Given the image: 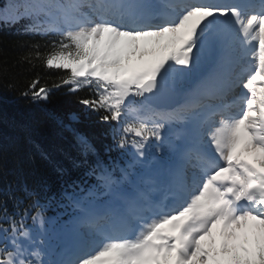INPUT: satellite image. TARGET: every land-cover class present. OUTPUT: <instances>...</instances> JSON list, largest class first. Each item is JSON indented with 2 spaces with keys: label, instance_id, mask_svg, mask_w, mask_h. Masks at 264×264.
<instances>
[{
  "label": "snow or ice",
  "instance_id": "obj_1",
  "mask_svg": "<svg viewBox=\"0 0 264 264\" xmlns=\"http://www.w3.org/2000/svg\"><path fill=\"white\" fill-rule=\"evenodd\" d=\"M0 20L58 37L31 47L64 75L21 95L90 90L79 103L127 157L104 163L77 133L68 220L50 229L47 203L13 197L0 264H264V0H9Z\"/></svg>",
  "mask_w": 264,
  "mask_h": 264
},
{
  "label": "trees",
  "instance_id": "obj_2",
  "mask_svg": "<svg viewBox=\"0 0 264 264\" xmlns=\"http://www.w3.org/2000/svg\"><path fill=\"white\" fill-rule=\"evenodd\" d=\"M8 2L0 0V8ZM27 23V20L19 23L0 20V208L6 206L11 213L15 204L13 197L23 198L25 205L31 199H38L48 204L47 216L68 217L60 194L73 181L84 179L86 170L83 166L74 167V161L84 159L76 134L88 138L104 163L123 164L127 157L115 146V125L101 122L102 113L79 103L81 98L91 95L90 90L71 93L61 87L54 89L47 101L38 102L21 95L37 76L41 84L51 86L64 75L35 60L31 47L39 43L41 53H46L50 50V40L58 37L28 33ZM96 159L89 155L88 164ZM26 193L33 195L29 197Z\"/></svg>",
  "mask_w": 264,
  "mask_h": 264
},
{
  "label": "water",
  "instance_id": "obj_3",
  "mask_svg": "<svg viewBox=\"0 0 264 264\" xmlns=\"http://www.w3.org/2000/svg\"><path fill=\"white\" fill-rule=\"evenodd\" d=\"M159 103V106H160V102H158Z\"/></svg>",
  "mask_w": 264,
  "mask_h": 264
}]
</instances>
